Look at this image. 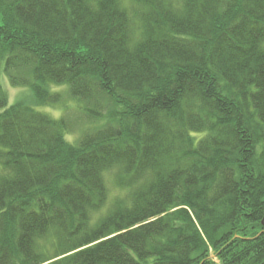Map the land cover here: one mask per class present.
<instances>
[{"label": "trees", "instance_id": "1", "mask_svg": "<svg viewBox=\"0 0 264 264\" xmlns=\"http://www.w3.org/2000/svg\"><path fill=\"white\" fill-rule=\"evenodd\" d=\"M0 169V264H264V0H0Z\"/></svg>", "mask_w": 264, "mask_h": 264}, {"label": "rangeland", "instance_id": "2", "mask_svg": "<svg viewBox=\"0 0 264 264\" xmlns=\"http://www.w3.org/2000/svg\"><path fill=\"white\" fill-rule=\"evenodd\" d=\"M2 82L4 85V88L6 89L7 93H8V97H9V104L15 103L18 100H23V101H27L29 99V97L32 98V92L28 87L25 86H13L12 84H10L8 77L6 75H2ZM68 103L69 104V110L67 112L66 108L64 107V105ZM75 102L73 100H71L70 97H65V100L62 102L61 105L54 107L51 106H39L38 108H40L41 110L44 111H49L51 114H53L55 117H60L62 115H66L68 118H70L71 122L74 123L75 121V126H74V130L71 132L70 135L67 136L68 140L74 142L73 140L75 138H78L79 135L81 134V130L80 127L82 125L83 121H77L76 122V116H74V110L72 109L74 106ZM1 171V169H0ZM212 258L216 261V264H222V260L217 257V256H212Z\"/></svg>", "mask_w": 264, "mask_h": 264}, {"label": "bare ground", "instance_id": "3", "mask_svg": "<svg viewBox=\"0 0 264 264\" xmlns=\"http://www.w3.org/2000/svg\"><path fill=\"white\" fill-rule=\"evenodd\" d=\"M33 99L35 100V96H34V93H33Z\"/></svg>", "mask_w": 264, "mask_h": 264}]
</instances>
